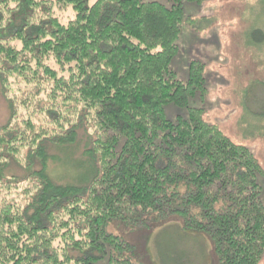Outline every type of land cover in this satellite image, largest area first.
I'll return each mask as SVG.
<instances>
[{
    "label": "trees",
    "instance_id": "1",
    "mask_svg": "<svg viewBox=\"0 0 264 264\" xmlns=\"http://www.w3.org/2000/svg\"><path fill=\"white\" fill-rule=\"evenodd\" d=\"M184 2L0 0V264H144L106 225L173 219L216 264H262L264 169L190 105L205 64L169 66Z\"/></svg>",
    "mask_w": 264,
    "mask_h": 264
},
{
    "label": "rangeland",
    "instance_id": "2",
    "mask_svg": "<svg viewBox=\"0 0 264 264\" xmlns=\"http://www.w3.org/2000/svg\"><path fill=\"white\" fill-rule=\"evenodd\" d=\"M143 1L167 4V0ZM182 8L185 17L195 20L183 24L170 69L185 81L191 61L205 64L207 92L203 98H192L190 105L203 106L206 120L218 124L233 141L246 144L264 169L263 0H203L201 5L184 2ZM257 28L261 33L254 34ZM9 110L0 85V127L9 120ZM176 111L166 106L164 112L173 118ZM81 151L71 152V157H78ZM57 155L56 174L70 177L72 169L60 163L64 154ZM260 183L264 202V179ZM170 223L162 228L153 221L139 225L112 220L105 230L129 241L135 257L144 264H216L205 235L184 233L176 219Z\"/></svg>",
    "mask_w": 264,
    "mask_h": 264
}]
</instances>
